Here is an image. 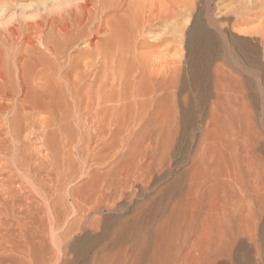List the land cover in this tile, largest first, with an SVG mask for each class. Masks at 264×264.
Listing matches in <instances>:
<instances>
[{"label":"bare ground","instance_id":"bare-ground-1","mask_svg":"<svg viewBox=\"0 0 264 264\" xmlns=\"http://www.w3.org/2000/svg\"><path fill=\"white\" fill-rule=\"evenodd\" d=\"M262 5L85 0L22 36L0 30V264H216L242 252L264 213V28L234 31ZM72 127L86 140L71 162L59 146ZM133 185L154 194L87 234Z\"/></svg>","mask_w":264,"mask_h":264},{"label":"rangeland","instance_id":"rangeland-1","mask_svg":"<svg viewBox=\"0 0 264 264\" xmlns=\"http://www.w3.org/2000/svg\"><path fill=\"white\" fill-rule=\"evenodd\" d=\"M84 1L85 0H12V1L11 0H7V1L6 0H1L0 1V11L2 10V12H1L2 15H0L1 16L0 23L2 25L0 24V30H3L4 28H8L10 26L12 29L14 28V30L17 29L16 30L17 33L19 31L20 35L22 36V34H23L22 32L24 30V27L26 25H28V23L29 24L31 22L32 23H36V20L44 22V21H42V19H40V17L42 18V16H45V15L46 16H45V18H43V20H45L47 18V16H49V15L50 16L48 18L54 16L55 19H60V17H63L68 11H70L71 9L75 8L76 6L82 4ZM238 1L239 0H224V4L227 6V11L225 10V12L226 13L227 12H232V10L235 9V7L239 4V2L241 3L242 1H245V0H242V1H239V2ZM1 2H3V3H1ZM236 2L238 4H236ZM234 5H235V7H234ZM176 12H177L176 13L177 18H176V21H175V25H177L178 27H184V25H187L185 27V32H186L189 29L188 27H190L191 20H189V19H191V18H188L187 16L181 14L182 10H176ZM255 12H259L261 14L258 15V17L255 16L253 18L249 17L247 19H244L245 21H242L243 23H241L240 26L237 27L238 29L236 31H234V32L237 33L239 36H245L246 34L247 35H251V36H257L262 31V29L264 28V5L259 6L256 9H254L253 13H255ZM120 14H122V13H120ZM229 16L233 17V14L230 13ZM54 17H52L50 19H53ZM35 18H36V20H35ZM32 23H31V25H32ZM8 24H10V25H8ZM17 24H19V25H17ZM182 24H184V25H182ZM20 25L23 28H21ZM165 25L169 26L166 23H163L162 24V28H161L162 30L158 29L156 31V33L160 34V33H163L166 28H168V29L171 28L170 26L166 27ZM94 27H92L91 29H92L93 32H96L95 30H97V27L96 26H94ZM20 29H23V30L20 31ZM168 29H166L165 31H167ZM4 30H7V29H4ZM188 31L186 32V34L188 33ZM244 32H245V35H244ZM246 32H248L249 34L246 33ZM94 35H93V37H94L93 42L96 41L97 36L99 38H103L104 37L100 33H97V34H94ZM32 43H33V47L37 46V43L35 41H33ZM81 46H80L81 48L79 47V49L83 50L84 47H83V45H81ZM172 52L174 53L175 51H172ZM46 54L47 53L42 50L41 55L42 56H48L51 59V57L48 54L47 55ZM73 128L79 130V132H80L79 135L80 136L79 135H77V136L74 135V138H73L72 142L70 141L71 143L69 141L67 143H63L62 142L60 144V146H59V148H61L63 150L61 152V154H63L65 158L70 159L71 162L73 161V159L76 158L75 151H74V148L76 147V144H77V146H79V148L80 147L83 148L84 147L83 143H85V140H86V134H85L84 130H82L80 127L79 128L72 127L71 129L73 130ZM77 138L79 139V141H78ZM27 144H28V149H30V151L34 155V157L43 158L44 152H43V150L38 149V147H40V146H39V144L37 143V141L34 138L29 137V140L27 141ZM69 150L71 151V153H74V155L71 154ZM37 151H40V152L42 151V152L41 153L40 152L37 153ZM40 154H41L42 157L40 156ZM181 156H182V154L180 156L177 155V157L175 156V158L172 159V163H174V161H175V163L179 162ZM77 163H78V161L74 163L76 169H77V165H76ZM97 168L100 169V170L103 169L102 166H99ZM186 168H187V165L185 163L180 164L178 166H172V168H171V176L168 177V180L164 181L163 184L160 185V187L167 185V183H169V182L171 183L173 181L172 179H174L175 176H176L175 172L178 174V173H180L181 170L183 171ZM76 180L77 179H75L71 183H69L68 189L71 188V187L73 188L74 186L78 187L79 185L82 184V182H80L79 180H77V181ZM139 189H141L140 186L139 187L136 186V185L132 186V190L130 191L131 193L127 195V199H126V201L128 202L129 198H130V199H132V202L130 204H127V202L125 201L126 204L123 203L125 205V207H121L118 210H112L111 212L110 211H103L101 213L103 215L99 214V215H96V217L92 216L94 219H96V218L100 219L99 227H98L97 231L86 232V233L87 234L89 233L92 236L99 235L101 233V230H102V227H103V222H105V221L107 222L108 221V222L113 224V222H115L118 219L117 215L119 213H120L119 214L120 216L118 215L119 217H121L122 214H123L122 217L128 216V214L130 213V211L133 208L137 207L139 204L144 202L145 196H147L148 194H149V196H150V194L151 195L154 194V192H153L154 190H150V191L145 192L144 195L142 196V194H139ZM134 193H136V194H134ZM263 194H264V191H263ZM36 201H37L36 203H41L38 200H36ZM69 215H71V216L69 217ZM73 216H74V214H73ZM73 216H72V211H68V216L67 217H69V218H67L68 220L66 219L67 220V221H65L66 224H70L71 222H73L75 220V219H73L74 218ZM110 216L113 219H111ZM105 217H107V218H105ZM109 219H110V221H109ZM256 227L257 228H255L253 232L246 234L243 237V239H241L239 245H243L244 246V249H243L242 252H239L238 250H235L231 254V256L229 258L220 259L219 261L216 262V264H245V262H247L246 258H248L249 256L250 257H249L248 262L246 264H254V262H255V264H264V245H263L264 244V213H263L262 216H260L257 219ZM257 230H258V232H257ZM82 236H83L82 233L74 232L73 235H72V238L69 241L68 247H69V245H72L74 242L78 241ZM255 238H256L257 241L255 240ZM249 240H252L253 242H251ZM254 243L257 246H254ZM247 247H248V249H247ZM255 247H256V249H255ZM245 251H248V252L246 253ZM61 256H63V255H61ZM65 258H66L67 262H71L74 259V255H73L72 252L67 251ZM255 258H256V260H255ZM243 260H245V261H243ZM60 262L61 261H58V263H57L55 261V259H53L51 264H53V263L54 264H61Z\"/></svg>","mask_w":264,"mask_h":264}]
</instances>
